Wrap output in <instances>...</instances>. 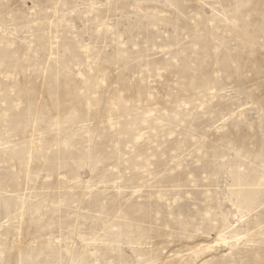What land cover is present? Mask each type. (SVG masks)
Returning <instances> with one entry per match:
<instances>
[{"label":"rangeland","instance_id":"374dc122","mask_svg":"<svg viewBox=\"0 0 264 264\" xmlns=\"http://www.w3.org/2000/svg\"><path fill=\"white\" fill-rule=\"evenodd\" d=\"M0 264H264V0H0Z\"/></svg>","mask_w":264,"mask_h":264}]
</instances>
